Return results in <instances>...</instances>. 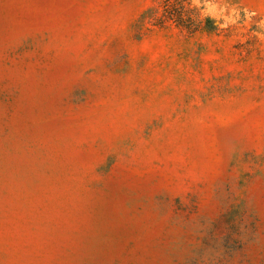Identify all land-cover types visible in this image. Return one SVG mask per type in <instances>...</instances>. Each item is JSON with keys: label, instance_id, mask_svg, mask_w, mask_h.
Listing matches in <instances>:
<instances>
[{"label": "rangeland", "instance_id": "1", "mask_svg": "<svg viewBox=\"0 0 264 264\" xmlns=\"http://www.w3.org/2000/svg\"><path fill=\"white\" fill-rule=\"evenodd\" d=\"M197 2L0 0V264H264V0Z\"/></svg>", "mask_w": 264, "mask_h": 264}, {"label": "clouds", "instance_id": "2", "mask_svg": "<svg viewBox=\"0 0 264 264\" xmlns=\"http://www.w3.org/2000/svg\"><path fill=\"white\" fill-rule=\"evenodd\" d=\"M194 3L196 4L197 7H199V3L197 2V0H194ZM215 7L216 6L213 4H206L204 14L212 16L213 18H215L218 15V13L214 11ZM227 19L231 20V17H229ZM232 22H234V21H232Z\"/></svg>", "mask_w": 264, "mask_h": 264}]
</instances>
